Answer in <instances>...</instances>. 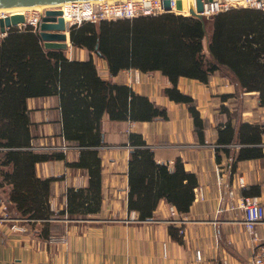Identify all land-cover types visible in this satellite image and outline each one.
Wrapping results in <instances>:
<instances>
[{
  "label": "crops",
  "instance_id": "1",
  "mask_svg": "<svg viewBox=\"0 0 264 264\" xmlns=\"http://www.w3.org/2000/svg\"><path fill=\"white\" fill-rule=\"evenodd\" d=\"M14 31L0 38V125L7 126L1 148L4 155L47 159L5 173L8 197L0 200L18 205L21 215L12 216L20 222L0 223V264H250L257 242L243 212L230 209L229 192L264 203V156H251L264 155V133L243 141L249 136L239 132L242 124H264L257 92L238 90L219 74L208 84L181 77L177 89L194 100L202 135L191 105L166 94L173 85L161 72L114 73L85 46L68 40L65 50L46 48L36 33ZM140 98L152 115L156 107L165 110V118L139 119ZM63 144L70 149H31ZM139 148L172 170L180 159L193 177L184 235L169 222L172 204L155 196L161 185L156 172L133 195L140 204L157 205L152 218L140 220L130 209V162ZM198 189L204 200L196 197ZM14 223L27 231H14ZM256 232L264 241V222Z\"/></svg>",
  "mask_w": 264,
  "mask_h": 264
},
{
  "label": "trees",
  "instance_id": "2",
  "mask_svg": "<svg viewBox=\"0 0 264 264\" xmlns=\"http://www.w3.org/2000/svg\"><path fill=\"white\" fill-rule=\"evenodd\" d=\"M83 26V27H81ZM70 30L71 42L96 51L105 58L112 70L137 69L142 72L159 71L166 76L173 87L166 94L174 101L190 104V113L197 132L204 133V120L194 105V100L177 89L181 77L195 79L208 84L213 75L231 77L238 90L257 92L259 105L264 107V11L257 9H232L211 17L198 19L193 16L162 14L139 17L133 20L98 21L84 23ZM15 31H11L9 34ZM34 34V33H33ZM205 41L207 42L205 45ZM207 50V51H206ZM230 96H224L228 98ZM140 103L135 113L139 119L165 118V110L155 108L151 114V105ZM148 108V115H146ZM133 114V113H132ZM228 128L226 133L235 132ZM230 128V129H229ZM248 134L243 141L260 140L264 133V124H242L240 134ZM246 131V132H245ZM252 134H249V133ZM246 133V134H245ZM231 140V139H230ZM7 164L34 167L35 163L46 160L39 156L21 152H8ZM251 156H264L253 153ZM143 168L146 173L137 170ZM130 209L140 212V220L152 218L156 204H140L133 200L136 185H142L146 177L156 172L161 180L158 199L164 198L181 213H187L194 199L193 177L184 170L180 159L172 170L166 165L157 164L150 150L134 149L130 162ZM136 171V173H135ZM17 174V173H16ZM19 175V174H18ZM137 179V181H136ZM187 184H183V180ZM47 182V181H45ZM43 183L42 194L46 192ZM149 183L150 185L153 184ZM44 192V193H43ZM148 201L154 194L145 191Z\"/></svg>",
  "mask_w": 264,
  "mask_h": 264
},
{
  "label": "built area",
  "instance_id": "3",
  "mask_svg": "<svg viewBox=\"0 0 264 264\" xmlns=\"http://www.w3.org/2000/svg\"><path fill=\"white\" fill-rule=\"evenodd\" d=\"M165 0H102L99 3L94 1H79L70 2L67 9L73 14V21H66V8H53L60 9L62 11V17L68 29H72L76 25H82L89 22L98 21H117V20H133L139 17L146 16H157L164 13H174L176 15L183 14L178 13L177 9L178 0H170V8H165ZM203 11L201 14L204 17H211L219 13L227 12L232 9L248 8L257 9L264 11V0H202ZM182 2V0H181ZM182 2V9H183ZM190 9V7H189ZM181 10V9H180ZM194 10L197 12L196 1L194 4ZM11 13L1 12L0 18L5 17ZM45 14L44 11H26L24 13L25 23H19L16 26L7 28L6 33H0V38L8 35L11 31H31L37 33L39 31V24L41 23L42 17ZM185 15V14H183ZM189 15L190 10H189ZM186 16V15H185ZM57 149L68 150L70 147L63 145L54 147H35L31 149L42 150V149ZM3 150V148H0ZM239 184L243 186V179L239 178ZM219 184H222V177L219 179ZM196 197L198 200H204V193L201 189L196 191ZM229 198L231 199L230 209H239L244 215V226L251 238L257 242L255 247V255L250 264H264V241H261L256 232V228L259 224L264 222V203L260 198L255 196H239L237 197L235 191L229 192ZM169 215L171 224H175L180 227L179 233L185 234L184 226L187 224L188 218L181 214L176 207L170 206ZM12 217L7 202L0 200V223L1 222H18ZM23 221V220H22ZM20 222V221H19ZM27 222V221H26ZM14 231L26 232L25 225H17L14 223L11 227ZM199 261L202 260V254L200 251L196 254Z\"/></svg>",
  "mask_w": 264,
  "mask_h": 264
},
{
  "label": "water",
  "instance_id": "4",
  "mask_svg": "<svg viewBox=\"0 0 264 264\" xmlns=\"http://www.w3.org/2000/svg\"><path fill=\"white\" fill-rule=\"evenodd\" d=\"M94 0H0V9L13 7H34L47 4H61L63 2H79ZM165 8H170V0L164 1ZM197 12L194 8H190V14L198 19H204L201 14L203 11V1L196 0ZM177 9H182V2L178 0ZM60 9H47L42 17L41 23L36 33L38 38L44 43L46 48L65 50L68 46V40L71 42L70 29H68ZM19 23H25L24 14H8L0 18V33H6L7 28L16 26Z\"/></svg>",
  "mask_w": 264,
  "mask_h": 264
},
{
  "label": "rangeland",
  "instance_id": "5",
  "mask_svg": "<svg viewBox=\"0 0 264 264\" xmlns=\"http://www.w3.org/2000/svg\"><path fill=\"white\" fill-rule=\"evenodd\" d=\"M188 4H189V2H188ZM164 14H174V13H164ZM163 14V15H164ZM174 15H176V14H174ZM158 16V15H157ZM178 16H185V15H183V14H178ZM186 16H189L190 17V15L188 14V15H186ZM81 25H79V26H75L74 28H78V27H80ZM31 32V31H30ZM206 41H205V45H206ZM207 51V50H206ZM223 77H225V78H228V80H229V82H231V83H233L234 85H235V83H234V81L232 80V78L231 77H226V76H223ZM6 128H7V126H4V125H0V148H1V146H2V143H3V137H4V135H5V133H4V130H6ZM32 146H30V148H31ZM32 148H35V147H32ZM21 150H23V149H21ZM30 150V149H29ZM32 151H37L36 149H32ZM6 162V160H5V156H4V154H3V151L2 150H0V199L2 198L3 200H5L7 197H8V192L6 191V190H3V185H2V183H3V180H4V178H5V176L6 175H9V172H8V170H10V166H14V164L13 163H11V164H7V163H5ZM5 173H7L6 175H5ZM2 177H3V179H2ZM17 196V195H16ZM11 197H13V190H11L10 191V198ZM9 210H10V212H11V215L13 216H18V215H21L20 214V212H21V210L18 208V205H16L15 203H12V205H10V207H9ZM20 211V212H19Z\"/></svg>",
  "mask_w": 264,
  "mask_h": 264
},
{
  "label": "bare ground",
  "instance_id": "6",
  "mask_svg": "<svg viewBox=\"0 0 264 264\" xmlns=\"http://www.w3.org/2000/svg\"><path fill=\"white\" fill-rule=\"evenodd\" d=\"M102 0H94L95 3H99ZM196 0H182L183 2V9L179 10L178 13H183L185 15L189 14V7L194 8ZM189 2V4H188ZM70 2H63L61 4H47V5H38L34 7H25V6H20V7H13V8H6V9H0L1 12H7L11 14H24L26 11H44L50 8H66V21L72 22L73 21V14L67 9L69 7Z\"/></svg>",
  "mask_w": 264,
  "mask_h": 264
}]
</instances>
